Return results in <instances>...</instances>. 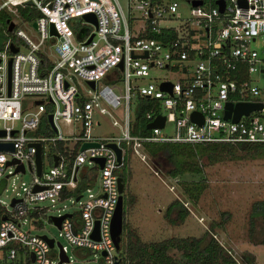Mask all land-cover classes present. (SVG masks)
I'll return each mask as SVG.
<instances>
[{"label":"built area","instance_id":"1","mask_svg":"<svg viewBox=\"0 0 264 264\" xmlns=\"http://www.w3.org/2000/svg\"><path fill=\"white\" fill-rule=\"evenodd\" d=\"M185 1L186 12L177 13V0H125V9L118 0H1L0 9L16 15L17 5L24 2L37 13L32 19L0 21V142L12 144L11 149H0V178L32 173L7 206L0 204V264L69 261L64 244L29 232L31 224L22 228L43 213L38 200L69 194L78 204L71 212L56 214L65 213L59 233L71 245L99 252L101 260L88 264L119 263L109 224L119 193L117 169L124 164L122 144L143 158L138 150L143 141L264 143V0H222L221 8L217 0ZM87 12L94 22L82 16ZM9 20L12 26L7 29ZM19 23L28 26L29 33ZM254 71L261 81L252 78ZM102 77L107 81L99 82ZM162 82L170 89L161 88ZM140 97L145 100L140 114L145 126L156 114L163 116L161 126L146 127L145 133L136 115L130 118ZM226 102L260 106L232 120L224 117ZM191 111L201 114L200 123L190 119ZM98 113L118 134L94 130ZM167 121L172 124L170 134L161 132ZM60 122L71 127L63 131ZM84 142L96 144L81 147ZM110 143L119 148V159ZM47 147L51 163L43 170L42 151ZM95 158L102 159L101 165ZM84 161L93 168L78 175ZM19 163L23 170L14 171ZM96 179L99 186L90 191L86 185ZM95 220L96 238L91 235ZM42 235L52 238V244ZM54 243L57 252L52 257ZM60 250L65 260H60Z\"/></svg>","mask_w":264,"mask_h":264},{"label":"rangeland","instance_id":"2","mask_svg":"<svg viewBox=\"0 0 264 264\" xmlns=\"http://www.w3.org/2000/svg\"><path fill=\"white\" fill-rule=\"evenodd\" d=\"M118 1L125 9V0ZM187 7L185 0H177V13L186 12ZM4 11L10 18L13 17L17 21L22 18L19 14L16 15L7 10L6 7ZM76 20L82 21V18L78 17ZM18 26L29 33L30 30L24 23H19ZM70 27L74 28L72 24ZM2 36L0 33V42ZM51 42L48 40L47 43ZM21 49L25 50L22 46ZM154 72L159 75L164 73L162 70ZM165 75L171 80L174 79L172 73H165ZM251 76L258 82L262 80L257 71L252 72ZM106 81L104 77L99 80V82ZM80 85L84 87L82 83ZM117 85L119 86V82ZM120 106L121 104L116 110H119ZM135 115L136 111L131 109V121L135 119ZM97 118L99 124L94 128L95 131L99 134H118V128L112 125L104 114L98 113ZM60 127L63 131H67L71 125L60 122ZM171 130L172 124L167 121L161 132L170 134ZM122 146L124 147V164L117 169V174L123 179L122 223L124 222L133 234L131 244H134V237L147 244L169 237H197L208 231L238 264H264V223L260 218H254L250 226L248 218L251 201L264 198V145L256 148L234 145L231 151H221L215 157H208L203 148L194 152L193 147L183 145L181 160L186 161L188 165L195 164L200 168V174L186 173L175 177L166 173L169 161L163 155L158 153L151 155L143 147H138V150L144 154L141 158L130 147L124 144ZM48 149L49 147L42 151L43 170H47L51 163L48 158ZM91 167L90 162L84 161L78 175ZM31 177L32 173L29 170L15 172L7 177L2 176L0 204L7 206L15 191H21L22 183H28ZM184 177L192 182L194 191L197 190L194 202L185 200L182 196L180 180ZM86 186L90 188V191L97 190L98 179L91 180ZM81 191L82 198H85L87 191L84 188ZM175 197L183 199L188 212L182 220L172 221L170 216L165 215L164 209L166 204ZM38 203L44 206L43 213L37 218L25 221L22 228L26 229L31 224L29 232L43 233L53 237L54 241L64 244L69 257V261L65 264H88L101 260L99 252L84 246L71 245L59 233L57 225L50 218V215L71 212L76 208L78 203L73 200L71 194L53 201L48 198L41 199ZM49 252L54 257L57 252L55 243ZM177 252L174 249L168 250L173 257L177 256ZM136 260L134 259L132 264H136Z\"/></svg>","mask_w":264,"mask_h":264},{"label":"trees","instance_id":"3","mask_svg":"<svg viewBox=\"0 0 264 264\" xmlns=\"http://www.w3.org/2000/svg\"><path fill=\"white\" fill-rule=\"evenodd\" d=\"M17 13L22 18L32 19L37 11L30 3L24 2L22 5H17ZM0 18L2 24L5 23L6 19H10L4 9H0ZM1 31L0 29V33ZM139 100L141 104L136 112V123L140 125L141 132L145 133L148 129L145 126V121L140 116L145 106V100L142 97ZM183 145L193 147L194 152L203 148L207 152L208 157H215L221 151H231L234 145L256 148L264 145V143L143 141L141 147L151 155L158 153L168 159L169 166L166 168V173L169 176H181L186 173L200 174V168L195 164L188 165L186 161L181 160ZM121 180L123 181L122 178ZM180 181L182 182V196L185 200L194 202L197 190L194 191V188H192V182L185 177L181 178ZM164 212L165 215L170 216V219L174 221L182 220L188 211L183 199L175 197L166 204ZM123 217L124 209H122V220ZM248 218L250 226L254 218H260L264 223V198L251 201L248 209ZM132 235V232L129 231L123 222L117 250L119 264H132L134 259H137L135 261L136 264H238L208 231L197 237H169L165 240L147 244L140 241L137 237H134V244H131ZM171 249L178 251L176 253L177 256L173 257L168 253V250Z\"/></svg>","mask_w":264,"mask_h":264},{"label":"water","instance_id":"4","mask_svg":"<svg viewBox=\"0 0 264 264\" xmlns=\"http://www.w3.org/2000/svg\"><path fill=\"white\" fill-rule=\"evenodd\" d=\"M28 2H31V0H27ZM200 0H192L191 3L192 4H196L199 3ZM217 2L220 3V8L222 6V0H217ZM84 18L91 20V21H95L94 15L90 12L84 13L82 15ZM7 21V19H6ZM31 25L34 26L35 22L32 21ZM12 26V21H8V25H7V29H10ZM51 30H52V26H51ZM11 49L15 50L16 48L14 46L11 45ZM145 54V52H144ZM119 67H120V62L118 63ZM89 83L92 85V81H89ZM161 88H167L168 90L170 89V86L168 84V82H162L160 84ZM260 103L259 102H235V103H231V102H226L225 103V110H224V117H228L229 115L231 116L232 120H235L239 114H241L242 112L246 113L249 109L254 108V107H259ZM189 117L191 120H194L198 123L201 122V114L197 111H191L189 114ZM47 118L48 121L51 123V118H50V114H47ZM163 122V116L160 114H156L151 120H149L148 122H146V127H153V126H161ZM3 130L0 129V132H2ZM96 144L95 142H84L82 143L81 147L87 146V145H93ZM110 145L115 149L116 152V157L117 159H119L120 157V151L119 148L113 144L110 143ZM2 148H12V144L10 142H0V149ZM53 160L54 162L56 161V155H53ZM96 161H98L99 165H101L102 159L101 158H95ZM11 161H7V163H9ZM34 162H35V168H36V173H39L40 170V146L39 143H35V153H34ZM23 170V166L21 163L17 164L14 168L15 170ZM36 188V186L34 187ZM117 189H118V196H117V201L115 204V207L113 209L112 212V216L110 219V234L112 236L113 242H114V246L115 249L118 250L119 248V241H120V236H121V231H122V189H123V182L121 180V176L118 175L117 176ZM77 198V196H76ZM14 200V198L11 199L10 203H12ZM65 213L61 214V215H50L51 220L53 221L54 224H56L57 226L59 225V221L61 219L62 216H64ZM95 225L94 228L91 232V235L93 237H97V221L95 220ZM43 237L46 238V240L48 241V244L51 245L52 244V238H48L45 235H42ZM103 252V251H102ZM59 256H60V260H65L66 259V255L65 253L60 250L59 252ZM115 264H119L118 260H115Z\"/></svg>","mask_w":264,"mask_h":264}]
</instances>
